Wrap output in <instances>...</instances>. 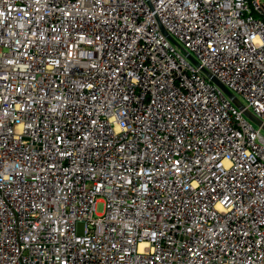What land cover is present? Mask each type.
Returning <instances> with one entry per match:
<instances>
[{
    "label": "built area",
    "instance_id": "obj_1",
    "mask_svg": "<svg viewBox=\"0 0 264 264\" xmlns=\"http://www.w3.org/2000/svg\"><path fill=\"white\" fill-rule=\"evenodd\" d=\"M262 127L264 0H0V264H264Z\"/></svg>",
    "mask_w": 264,
    "mask_h": 264
},
{
    "label": "water",
    "instance_id": "obj_2",
    "mask_svg": "<svg viewBox=\"0 0 264 264\" xmlns=\"http://www.w3.org/2000/svg\"><path fill=\"white\" fill-rule=\"evenodd\" d=\"M203 74L212 82L214 83L226 96L238 107L239 105L237 104L236 98L231 95L214 77L211 75L207 74L205 71H202ZM246 116L253 122H255L258 126H260V123L256 121L251 115L245 113ZM264 130V127H262Z\"/></svg>",
    "mask_w": 264,
    "mask_h": 264
},
{
    "label": "rangeland",
    "instance_id": "obj_3",
    "mask_svg": "<svg viewBox=\"0 0 264 264\" xmlns=\"http://www.w3.org/2000/svg\"><path fill=\"white\" fill-rule=\"evenodd\" d=\"M238 99H239V101L242 103V100H241L240 98H238ZM249 123L252 125V127H253L255 130H257V129L259 128V126H258L255 122H253V121L250 120ZM260 133H261V135L264 137V130H263V129H261ZM102 212H103V203H102V199H99V200L95 203L94 213H95L96 215H100V214H102Z\"/></svg>",
    "mask_w": 264,
    "mask_h": 264
}]
</instances>
